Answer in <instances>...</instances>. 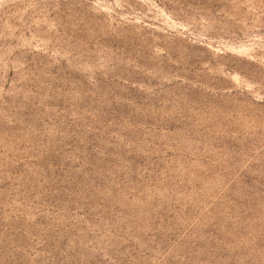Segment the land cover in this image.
<instances>
[{"label":"rangeland","instance_id":"rangeland-1","mask_svg":"<svg viewBox=\"0 0 264 264\" xmlns=\"http://www.w3.org/2000/svg\"><path fill=\"white\" fill-rule=\"evenodd\" d=\"M0 264H264V0H0Z\"/></svg>","mask_w":264,"mask_h":264}]
</instances>
